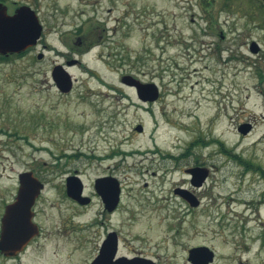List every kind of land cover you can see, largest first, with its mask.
Listing matches in <instances>:
<instances>
[{
	"label": "rangeland",
	"instance_id": "374dc122",
	"mask_svg": "<svg viewBox=\"0 0 264 264\" xmlns=\"http://www.w3.org/2000/svg\"><path fill=\"white\" fill-rule=\"evenodd\" d=\"M94 1L40 2L69 8L59 15L65 26L45 38L62 53L70 54L59 31L69 33L74 25L68 24L85 18L111 37L89 45L84 68L68 70L70 92L60 93L51 81L60 57L41 51L37 60L38 48L0 57V219L21 172L61 182L78 170L89 191L114 169L121 206L112 223L121 233L120 253L189 264V251L204 246L214 254L211 264H264V29L231 30L225 12L209 28L200 10L215 9L219 0ZM250 40L260 44V57L250 52ZM127 75L154 84L157 99L139 101L120 82ZM192 166L207 171L199 188L185 173ZM183 189L194 192L197 206L177 193ZM96 209L90 206L82 230L65 232L91 233L97 241ZM53 216L46 212L48 224Z\"/></svg>",
	"mask_w": 264,
	"mask_h": 264
},
{
	"label": "flooded vegetation",
	"instance_id": "af4514ba",
	"mask_svg": "<svg viewBox=\"0 0 264 264\" xmlns=\"http://www.w3.org/2000/svg\"><path fill=\"white\" fill-rule=\"evenodd\" d=\"M0 2L4 5L6 15L8 16H13L19 8H25L23 10L29 9L34 12L41 26L40 37L36 45L32 47L38 48L40 51L36 56L37 60L43 58L41 51L52 53L56 55V57L62 59V63L52 66L50 75L56 68L64 72L66 71L67 73H69V69L71 70L76 67L84 68V66H82L84 62L81 58L89 50V45H93L97 42L103 43L111 39V37H105L107 29L104 26H88V21L85 18L82 19L79 24H68L70 27L74 25L71 32L63 34L62 31H59L57 37L61 46H67L70 52V54L62 53L56 47L47 44L45 38L46 35L56 34L60 26H65V22L61 20L63 18H60L59 15L62 16L61 14L63 12L65 15L69 9L68 7L55 9L53 5L42 6L40 3L41 0H19V4L16 1L10 2L9 4L7 0H0ZM93 3L99 4L100 1L95 0ZM217 4L218 6H216L215 9L209 10L208 7L202 5L200 10L199 17L209 25V28L213 27L214 24L216 25V21L215 23L213 21V16H218L219 13L225 12V24L231 26V30L241 27L245 28L246 31L264 29V0H219ZM92 11L94 14L96 10ZM108 11H111V9H108ZM83 12L84 11L79 10L77 14L81 16ZM217 18L218 17H216V20ZM59 20H61L60 23H58ZM239 23L242 25L239 26ZM117 24H119V22H117ZM110 30L112 33H116L117 26ZM93 35H96L97 39L95 40L96 42L91 43ZM69 37L74 40L68 42ZM219 37L221 40H225V35L222 32L219 34ZM220 39L218 38L216 40V46H220L218 43ZM74 45H77V47L74 48ZM248 45L250 52L257 55L262 52L259 43L250 40ZM80 47L86 49L78 50L81 49ZM32 48L27 49L25 54L30 52ZM221 52L222 51H220V53ZM74 55L77 56V58H73ZM258 56L260 57L261 55L259 54ZM223 61H225L224 63L227 66L230 64L228 63V58ZM260 92L264 95V92ZM248 128L250 130L251 126L249 125ZM195 167L198 166L190 167L185 170V173L190 177L189 171ZM106 168L108 169L109 166ZM79 173L81 172L73 170L67 173L68 175H65L61 182H49L45 181L43 178L36 177L41 183V188L31 207V221L36 226L37 230L35 233H6V237L3 240L4 244L0 248V264H96L97 260H99V264H107L106 258L110 255L109 250L113 245H115L114 255L112 260L109 261V264H117L122 258H126L127 260L146 259L120 253L121 233H118V230L115 229L116 226H113L112 223L113 214H115L121 206V186L115 175L114 169L95 178L91 183V189H89V191L86 190L84 184L81 182V175ZM98 179L102 181V184L96 186V181ZM19 186L20 183L17 182L16 192L12 200L8 203H6L5 200L3 213L6 210V206L15 201ZM116 188L118 190L117 200L116 204L112 207L114 201L113 195L116 192ZM192 193L194 194V192ZM47 195L50 196L47 197ZM97 204L100 209H96L98 211H96L94 216L97 219H95L94 222L102 230L101 233H94V236H98L97 241L91 238V233L65 232L67 226L72 230H82L84 216L88 213L90 206H95ZM61 205L63 206L64 212H66L65 216L61 214L62 211L59 209ZM50 211L54 213V223L52 224L47 223V219L50 216L45 217L46 212ZM56 215L59 219H55ZM85 223H88V221H85ZM88 224H90V222ZM92 242L95 244L94 252H90V244ZM102 248L104 249L102 252L103 254L101 253ZM107 251H109V253L104 255ZM85 257H87V259L83 261L82 259ZM102 258L105 259L100 261Z\"/></svg>",
	"mask_w": 264,
	"mask_h": 264
},
{
	"label": "water",
	"instance_id": "95a60500",
	"mask_svg": "<svg viewBox=\"0 0 264 264\" xmlns=\"http://www.w3.org/2000/svg\"><path fill=\"white\" fill-rule=\"evenodd\" d=\"M23 9L25 8H19L13 16H8L6 15L5 7L0 3V55L2 56L20 53L27 48L34 46L40 37L41 26L36 15L29 9ZM52 79L60 92L67 93L71 90L72 81L70 76L63 70L56 68V70L52 72ZM120 81L125 86L134 87L136 96L141 102H153L158 97L157 88L152 83H141L128 75L121 77ZM136 130L141 132V126H138ZM204 169L205 168L202 167H196L189 171L192 174L191 184L194 187H200L202 185L207 174V171ZM18 180L20 182L18 195L12 204L6 206V210L1 218L0 248L4 244L3 240L6 237V233H35L37 230L36 226L31 221V207L39 193L41 185L30 172L19 174ZM101 184L102 181L98 179L96 181V186ZM177 192H179V194L192 207L198 205L195 196L189 191L177 190ZM117 195L118 190L116 188V192L113 195L114 201L112 207L116 204ZM103 250L104 249L102 248L101 253ZM114 250L115 245L110 247V255L106 258L107 264L112 260ZM109 251L104 255L109 253ZM213 256L214 254L212 251L207 247L202 246L193 248L189 251L188 261L193 264H201L202 262H204L203 264H210L213 261ZM104 259L105 258H102L100 261ZM118 263L154 264L152 261L146 259L127 260L126 258L120 259L117 264ZM96 264H99V260H97Z\"/></svg>",
	"mask_w": 264,
	"mask_h": 264
},
{
	"label": "bare ground",
	"instance_id": "6f19581e",
	"mask_svg": "<svg viewBox=\"0 0 264 264\" xmlns=\"http://www.w3.org/2000/svg\"><path fill=\"white\" fill-rule=\"evenodd\" d=\"M233 202H235V200H234V199H233ZM259 205H260V206H262V205H263V202H262V201H260V202H259ZM251 220H252V219H251ZM203 263H204V262H202L201 264H203ZM189 264H193V263L189 261ZM208 264H209V263H208Z\"/></svg>",
	"mask_w": 264,
	"mask_h": 264
},
{
	"label": "trees",
	"instance_id": "16d2710c",
	"mask_svg": "<svg viewBox=\"0 0 264 264\" xmlns=\"http://www.w3.org/2000/svg\"><path fill=\"white\" fill-rule=\"evenodd\" d=\"M2 59V58H1Z\"/></svg>",
	"mask_w": 264,
	"mask_h": 264
}]
</instances>
